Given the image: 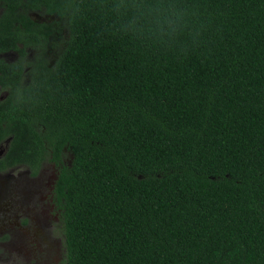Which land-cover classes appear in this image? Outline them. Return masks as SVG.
Masks as SVG:
<instances>
[{"label": "trees", "instance_id": "trees-1", "mask_svg": "<svg viewBox=\"0 0 264 264\" xmlns=\"http://www.w3.org/2000/svg\"><path fill=\"white\" fill-rule=\"evenodd\" d=\"M28 9L66 36L50 63L28 16L41 55L17 90L0 75V164L61 165L63 264H264V0Z\"/></svg>", "mask_w": 264, "mask_h": 264}, {"label": "flooded vegetation", "instance_id": "flooded-vegetation-1", "mask_svg": "<svg viewBox=\"0 0 264 264\" xmlns=\"http://www.w3.org/2000/svg\"><path fill=\"white\" fill-rule=\"evenodd\" d=\"M9 3L15 5V12L9 11V17H5L7 6L0 0V75L5 81H14V74L15 78L19 77L14 82L17 90V83H28L29 69L41 55L37 45H28V16L36 25H51L46 38L48 47L43 53L50 63L60 53L66 30L58 16L43 9H28V0H9ZM8 95V88L1 89L0 99ZM5 145V142L0 144V158ZM63 151L62 165L70 162L66 148ZM60 167L48 160H41L36 167L24 162L8 167L0 164V264H63L62 208L56 189Z\"/></svg>", "mask_w": 264, "mask_h": 264}, {"label": "rangeland", "instance_id": "rangeland-1", "mask_svg": "<svg viewBox=\"0 0 264 264\" xmlns=\"http://www.w3.org/2000/svg\"><path fill=\"white\" fill-rule=\"evenodd\" d=\"M33 13L37 14L38 17L42 16V14L39 13L38 11H33ZM49 166H50V165H49ZM49 166H48V167H49ZM48 171H50V169H49ZM61 225H62V223H61ZM62 226H63V225H62ZM60 237L63 239V243H64L63 227L61 228V235H60ZM63 243H62V244H63ZM62 246H64V245H62Z\"/></svg>", "mask_w": 264, "mask_h": 264}]
</instances>
